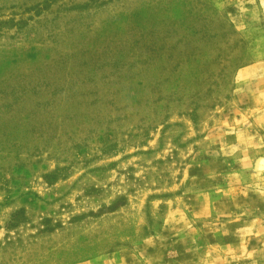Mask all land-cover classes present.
<instances>
[{"label":"rangeland","instance_id":"obj_1","mask_svg":"<svg viewBox=\"0 0 264 264\" xmlns=\"http://www.w3.org/2000/svg\"><path fill=\"white\" fill-rule=\"evenodd\" d=\"M0 264H264V0H0Z\"/></svg>","mask_w":264,"mask_h":264}]
</instances>
